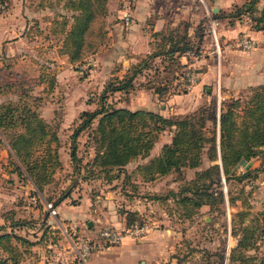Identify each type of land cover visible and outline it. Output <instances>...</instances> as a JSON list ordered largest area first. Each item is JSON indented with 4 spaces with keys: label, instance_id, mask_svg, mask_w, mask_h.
I'll use <instances>...</instances> for the list:
<instances>
[{
    "label": "rangeland",
    "instance_id": "374dc122",
    "mask_svg": "<svg viewBox=\"0 0 264 264\" xmlns=\"http://www.w3.org/2000/svg\"><path fill=\"white\" fill-rule=\"evenodd\" d=\"M230 2L232 3L228 9H232L236 3L239 4L236 0ZM187 3L199 5L198 9H208L210 15L214 12V1L186 0V6ZM263 5L264 0H258L256 9L260 10ZM7 8L8 6L5 12ZM60 8L53 13L56 19H60V13H70L64 6ZM101 9L103 10L98 11L99 15L93 20L86 34L85 55L80 61L72 63L68 58L63 61L61 54L65 53L64 33L60 38L58 35L53 37L52 34L55 33L49 34L44 26L41 29L38 26L30 29L28 36L34 39V44L25 48L21 45L15 47V52L9 55H5L6 50L0 52V103L17 100L21 95H27L31 102L32 95L36 96L38 111L55 127L60 137L59 154L62 166L56 169L53 180L46 184L42 191H37L25 170L22 174L14 170V165L9 159L8 140L6 136H1L3 145L0 151V224L6 223L5 228L10 230L8 222L14 219L23 220L24 223L12 227L13 230L37 241L29 247L30 252L24 255L19 264H57L56 261L59 264H87L90 261L92 264H264V232L258 234L252 247L241 249V256H238L237 246L242 227H255V217L264 210V169H260L259 156L244 160L245 162L240 160L233 168L238 174L250 168L249 177L241 181L230 178L226 182L223 175L221 185H214L222 190L223 198L216 199L212 204H202L189 218L180 217L181 205L175 204L171 198L165 201L151 198L153 193L164 195L169 189H177L179 184L183 183L178 179V172H170L153 181H144L140 172L133 169L147 157L128 163L124 168L126 175L120 172L118 177L107 179L104 172L96 171L98 167L92 164L94 143L91 140V127L81 131L77 138V155L80 161L78 168L73 167L69 156L72 142L70 135L79 122V113L83 109L95 107L94 101L99 100L105 83L116 75L121 77L122 59L131 53H138L133 50L135 43L129 40L131 23H125L122 19L125 9H134L133 0H106L105 7ZM5 12L0 10V14ZM258 13L255 11V14ZM51 15L41 13L37 19L44 23L51 20ZM235 19L248 24L251 30L258 31L257 36H244L254 42L250 49H245L238 43L243 35L226 40L220 36L221 21L228 25V18L218 19V43L214 35L205 30L206 16L201 18L199 31L208 34V44L201 46V43L197 46L199 40L197 36L194 37L195 44L190 50L200 53L199 57H211L210 62L217 72L209 90L201 88L193 95L187 94L191 88L183 86V72L187 67H192L195 71L202 68L185 64L186 66L178 69L179 74L168 71L157 75L147 70V73L138 75L134 88L125 93H111L106 101L117 106H134L138 101L147 105L150 104V95L137 96V90L151 92L155 87H163L158 97L164 100L166 105L168 102L165 100L176 95V100L169 102L168 110L164 112V115L170 116L190 113L205 107L211 101H215L218 108L224 99H245L250 94V85L228 92L222 88L221 78L230 71L232 73V68L236 65L244 64L248 69H253L255 60L264 63V30L253 27L254 21L249 16L246 18L242 15ZM186 21L189 26L192 24L191 20ZM197 25L199 23L195 24V30ZM55 27L58 28V25ZM142 32L152 34L149 28L143 29ZM22 54H25V57H21ZM59 54V59H53L59 57ZM259 71L264 76V64ZM42 74L45 81L40 82ZM50 83L53 88H50ZM159 103L154 106H159ZM171 104L173 107H183L184 110L176 112ZM95 124L94 121L93 125ZM169 134L168 129L161 131L157 138L158 144L153 150L159 149V144L168 139ZM150 153L149 156L152 155V152ZM212 162L208 159L205 149L200 165L196 168L185 167L182 173L185 179H189L196 170L203 169ZM111 173L117 172L114 170ZM228 191L233 196L238 195V198L230 202ZM64 193L68 195L61 203L86 212L85 220H81L77 229L63 224V221H68L58 218L57 207L55 214L46 209L48 201L52 202ZM62 211H59L60 217L63 216ZM127 211L135 213L132 223V212ZM68 212L75 213L71 209ZM88 221L92 224L88 225ZM142 223L147 224L146 230L139 234L126 233L113 245H119L126 239L129 240L124 242L127 246L142 245L138 246L141 250L137 256H117L112 253L110 247L95 251L86 257L87 260H82L69 243L81 236L99 240V231L106 226L124 231L133 224ZM60 249L62 252L58 253ZM231 252L235 255L232 260Z\"/></svg>",
    "mask_w": 264,
    "mask_h": 264
},
{
    "label": "trees",
    "instance_id": "16d2710c",
    "mask_svg": "<svg viewBox=\"0 0 264 264\" xmlns=\"http://www.w3.org/2000/svg\"><path fill=\"white\" fill-rule=\"evenodd\" d=\"M105 3L106 0H65L63 6L70 13H60V19L55 20L59 30L64 33L63 51L70 62L83 59L87 46L86 34ZM257 3L258 0H244L241 4H234L227 12L214 11L212 16L217 20L229 18L232 22L247 14L254 21L253 27L264 30V5L258 10ZM255 11L259 13L255 14ZM201 24L199 22L195 30L199 39L204 34L199 31ZM188 27L187 21H183L173 28L152 33L156 38L154 48L130 64L121 77L116 75L105 83L99 100L94 101L93 109H83L79 113V122L70 135L72 142L69 152L73 167L78 168L77 138L81 131L91 127V140L94 143L92 164L98 167L96 171L104 172L107 179L118 177L120 172L126 175L124 168L128 163L145 157L146 160L137 163L133 169L140 172L144 181L178 172V179L183 183L177 189H169L164 195L153 193L155 195L152 194L151 198L161 201L171 198L175 204L181 205L180 217L186 218L192 216L202 204H212L216 199L223 198L222 190L214 187L221 185L223 175L226 182L230 178L241 181L250 176V168L240 174L233 171L241 159L248 161L259 156L260 169H264V83L250 85V94L245 99L227 98L220 102L218 108L216 102L211 101L205 107L184 115L167 116L146 108L131 109L117 106L106 99L111 93H125L134 88L138 75L147 73L148 69L158 70L153 67L156 57L165 63V69L169 72L178 73L182 65L177 55L192 49L195 44L188 34ZM44 78L43 74L40 75L39 81H45ZM50 80L53 82L52 77ZM162 88L155 87V90L161 92ZM32 96V103L27 95L0 103V151L3 135L8 140L9 159L14 170L19 174L25 170L36 190L42 191L53 180L56 169L62 166L60 137L55 127L38 111L37 97ZM165 129L172 132L170 140L161 145L157 154L149 156L159 133ZM205 149L208 159L213 162L185 179L183 168L198 167ZM114 170L117 173H111ZM227 194L230 202L238 198L230 191ZM67 195L64 193L48 202L57 207ZM130 214L132 223L135 213ZM255 221V227L244 226L241 229L237 243L238 256L242 255L241 249L252 247L258 234L264 232V210L258 213ZM23 223V220H11L7 224L11 226L10 230L5 228L6 223L0 224V264H19L24 255L30 252L29 247L37 242L13 230L12 227ZM234 256L231 252L230 259Z\"/></svg>",
    "mask_w": 264,
    "mask_h": 264
},
{
    "label": "crops",
    "instance_id": "0c3cea01",
    "mask_svg": "<svg viewBox=\"0 0 264 264\" xmlns=\"http://www.w3.org/2000/svg\"><path fill=\"white\" fill-rule=\"evenodd\" d=\"M6 2L8 6V10L5 12V14H0V52L7 51L5 55H9L11 52H15V47L23 46L24 48L27 46H30L34 44V39L31 38L29 35L30 29L32 27L37 28V26L41 29L44 26V29L51 33L52 36L56 37L58 35L63 36V33L59 30V28H56V18H54L53 13H56L57 10L61 7H63V4L65 0H3ZM201 1V0H200ZM214 1V5L212 7H216V11H226L231 10L228 9V7L231 5L232 2L230 0H211ZM186 0H133L134 9H131L130 12L132 14V20L130 25V38L129 40L133 41L135 45L133 46L134 52L138 53H131V55H126L122 59V68H121V75L122 76L126 69L130 66V64L137 62L141 57H143L145 54L149 53L151 49L155 46V40L156 38L153 36V34L144 33L142 32L143 29L149 28V30L152 31H161L166 30L169 28H173L180 24L181 22H186V20H191V25L189 26L188 34L194 40L195 35V24L199 23L201 21V18L203 16H206L208 9H198L199 5H193L191 3H187V6L185 5ZM239 4H241L242 0H236ZM190 9H188V8ZM60 8V9H61ZM213 10V9H212ZM214 11V10H213ZM41 13H48L51 15V20H48L44 23H42L41 20L37 19L39 18ZM55 17L58 18L56 15ZM224 19V18H221ZM229 19V18H228ZM246 20V19H245ZM199 21V22H198ZM220 22V20H219ZM230 22V21H229ZM219 24V23H218ZM222 28L219 29L220 36L224 37V40L231 39V37H235L237 35H243V36H250L254 37L258 35V31L251 30L248 27V24H245L237 19H233L230 24L226 25L225 23H222ZM32 33V31L30 32ZM242 33V34H240ZM60 34V35H59ZM128 34V36H129ZM34 36V33H33ZM208 34H203L202 38L198 40L197 43L201 46H205L208 44L207 40ZM34 38V37H33ZM31 39V40H30ZM32 41V42H31ZM59 46V45H58ZM13 49V51H12ZM187 51L183 52L182 54L177 55V59L179 61V64L182 66H186L185 64H190L192 66H200L202 70H198L197 72V81L193 85V87L187 92V94H194L198 92L201 88H205L206 90H209L211 83L214 81V78L216 77V71L214 69L213 64H211V57H198L193 58L187 55ZM62 60L64 61L65 58H68V56L63 53L61 54ZM59 54V57H54L53 59H59L61 57ZM21 57H25V54H22ZM139 57V58H138ZM29 59V58H28ZM69 60V59H68ZM156 64V65H155ZM262 61L255 60L253 62V69H248L247 65L244 64L236 65L231 73L224 74V76L221 78L222 88H225L226 91L231 92L235 91V89H239L243 86L248 85H254L258 83H264V76L260 70V68L263 66ZM154 66H158V70L148 69V71H153L154 74L159 75L160 73L168 72L167 69H165V63H162L160 61L159 57L155 58ZM161 69V72H160ZM231 70V68H230ZM178 70L177 72H179ZM221 74L222 71H221ZM152 89V86L151 88ZM137 96H144L145 94L148 96L150 95V98L148 101H150V104L143 105L139 101L135 102L136 105L130 106V105H121L126 106L131 109H137V108H146L151 109L154 111H158L162 114H164L165 111H167V106L169 105V102H172L173 100H176V95H174L172 98L166 99V105L164 103V100H161L158 96L160 95V92H157L154 88L153 91L138 89L137 90ZM222 91V90H221ZM163 93V92H162ZM159 103V106H154L155 104ZM141 104V105H140ZM172 109L174 108L176 112H181L184 109L183 107H177L171 104ZM159 107V108H158ZM170 132L169 138L166 139L164 142L169 141L171 138V130H168ZM162 142L159 144V149L152 148L151 152L152 154H157L160 150L161 145L164 143ZM158 142L156 140L155 145H157ZM160 176V177H164ZM158 177V178H160ZM156 178V179H158ZM155 179V180H156ZM58 218L62 220H67L68 222H64L65 225L74 226L77 229V226L81 223V220H85L84 216H86V212H80V210L76 209L74 206L69 207L65 205V203H60L58 206ZM71 209L75 213L69 214L68 210ZM63 210L62 217L59 216V211ZM78 210V212H77ZM91 229V228H90ZM129 240H124L119 245L110 246L109 248L112 249V253L114 255H119L123 257H130V256H137L139 254V250H141L142 245L136 244L135 246H127L124 242H128ZM72 249L74 250L75 254L76 251L73 248L72 242H69ZM60 252V250H58ZM65 254V253H62ZM77 255V254H76ZM87 260V259H85ZM36 264H39L38 262H35ZM57 264H59L58 261H56ZM87 263V262H86ZM87 264H92V261L88 262Z\"/></svg>",
    "mask_w": 264,
    "mask_h": 264
},
{
    "label": "built area",
    "instance_id": "2783aa9c",
    "mask_svg": "<svg viewBox=\"0 0 264 264\" xmlns=\"http://www.w3.org/2000/svg\"><path fill=\"white\" fill-rule=\"evenodd\" d=\"M6 7H7L6 2L0 0V10L2 12H5ZM242 15H244L246 18L248 17L247 14H242ZM122 19L125 23H129L131 21L130 9H125L123 11ZM206 21H207L205 23L206 32L209 34H213L214 38L216 39V42L218 43L216 36V25L219 23V21L209 14V10L207 11L206 14ZM238 43L242 45L245 49H250L254 45L252 39L244 36L238 40ZM186 53L188 56H192L195 59L198 58L200 55V53H195L194 50H188ZM182 77H183V82H182L183 86L189 89L192 88L197 81V72L194 69H192V67H187V69L183 72ZM46 209L49 210L51 214L56 213V207H54L51 202L46 203ZM146 229H147L146 223H142L139 225L133 224L130 226V228L124 229L125 232L113 226H106L100 229L99 240L98 239L94 240L92 238L88 239L87 237L81 236V237H77L76 241L72 242V245L76 251L77 256L80 259L84 260L91 253L95 251H100L102 249H107L110 246L114 245L115 243L119 242L126 233L139 234Z\"/></svg>",
    "mask_w": 264,
    "mask_h": 264
},
{
    "label": "water",
    "instance_id": "95a60500",
    "mask_svg": "<svg viewBox=\"0 0 264 264\" xmlns=\"http://www.w3.org/2000/svg\"><path fill=\"white\" fill-rule=\"evenodd\" d=\"M213 10L214 11H216L217 10V8L216 7H213ZM240 162H245L243 159H241V161ZM92 223H91V221H88V225H91Z\"/></svg>",
    "mask_w": 264,
    "mask_h": 264
}]
</instances>
